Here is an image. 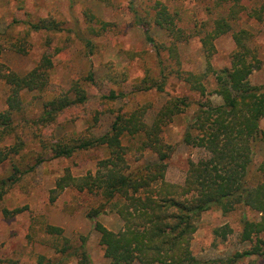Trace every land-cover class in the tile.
Listing matches in <instances>:
<instances>
[{
  "label": "rangeland",
  "instance_id": "1",
  "mask_svg": "<svg viewBox=\"0 0 264 264\" xmlns=\"http://www.w3.org/2000/svg\"><path fill=\"white\" fill-rule=\"evenodd\" d=\"M165 5L175 17L176 28L183 31L170 36L155 23L158 11L156 4ZM0 0V34L3 54L0 59V113L8 109L6 101L10 86L4 76L15 73L29 74L43 59L53 63L48 69L49 79L44 90L21 93L22 112L15 114L14 136H0V152L21 138L24 148L20 154L0 161V179L13 173L20 180L12 185L0 203V264H38L39 258L57 261L54 245L59 240L46 234V227L62 229L63 237L72 245L86 239V248L93 264H109L100 245V236L94 222L88 218L92 210L103 204L101 198L73 188L61 192L55 202L50 201V192L56 182L66 173L74 177L95 173L100 160L107 151L94 148L76 152L70 158H54L51 148L56 142L78 144L91 135L107 132L116 115L147 107V122H151L160 108L173 97H188L192 107L176 117L163 131L166 143L174 147L169 161L167 180L182 184L189 161H198L205 152L183 143V136L191 122L197 103L206 98L193 92L182 79L184 73L203 74L207 70L204 38L219 17L229 19L232 30L215 40L212 64L215 69L231 67L236 51L233 33L242 29L250 31L251 46L262 60V69L251 76V83L264 84V22H257L248 14L257 5L244 0L236 3L227 0ZM161 7V6H160ZM234 10L236 14L234 15ZM232 12V13H231ZM54 22L57 30L34 32L29 23ZM42 24V23H41ZM149 34L156 49L147 40ZM177 48L174 58L173 46ZM160 52V55L156 51ZM93 74L94 82L88 81ZM181 76V77H180ZM165 80L164 91L157 90V83ZM73 84L85 88L89 100L86 104L73 106L61 112L51 123L38 121L45 112V104L54 96L65 95ZM204 84L208 93L215 90V79L209 74ZM155 86V87H152ZM150 88V89H148ZM123 93L116 101L102 99L110 92ZM214 104L222 103L220 97L210 95ZM264 132V119L261 121ZM125 145L131 146L125 142ZM130 158L133 164L154 162L156 156L137 152ZM142 156V157H141ZM0 157H3L0 154ZM136 161L135 160H139ZM256 167L264 162V145L258 150ZM17 208L23 212L14 217H4L2 209ZM243 212L249 219H257L253 212L241 208L230 214L220 209H211L197 222V232L192 241V250L201 262L226 257L244 251L249 245L242 243ZM97 221L111 231L118 232L123 223L110 208L97 217ZM228 225L233 233L225 241L216 238L215 229ZM66 264H77L70 260ZM139 264V263H134ZM242 264H248V261Z\"/></svg>",
  "mask_w": 264,
  "mask_h": 264
},
{
  "label": "trees",
  "instance_id": "2",
  "mask_svg": "<svg viewBox=\"0 0 264 264\" xmlns=\"http://www.w3.org/2000/svg\"><path fill=\"white\" fill-rule=\"evenodd\" d=\"M98 1L109 3L110 0ZM235 1L238 3L240 0ZM244 1L257 5L248 16L257 22H264V0ZM156 9V25L170 36L178 35L176 38L180 40L183 31L176 28L175 17L169 9L159 2ZM233 14H236L235 10ZM229 15L216 19L212 30L202 38L207 71L203 74H182L191 91L206 98L196 104L197 109L183 136L185 145L203 150L205 157L189 161L182 184L167 180L174 147L166 143L163 131L176 117L192 107L188 97L169 98L151 122L145 118L149 109L140 107L118 113L110 129L101 135L93 134L78 144L58 141L51 148L54 158H70L76 152L94 148L107 151V157L99 161L95 173L89 172L81 177L66 173L60 178L50 192V201L55 202L58 195L68 188L101 198L103 204L92 210L88 218L94 222L109 264H242L246 261L248 264H264V162L256 167L255 161L259 148L264 145V132L260 126L264 119V84L256 86L251 83V76L262 69V60L251 46L252 34L242 29L233 33L236 51L232 55L231 67L218 70L213 67L215 40L233 28ZM28 25L34 32L57 30L54 22L41 21ZM146 38L156 49L155 40L149 34ZM2 40L0 34V59L4 49ZM170 50L175 58L176 46ZM156 52L160 55L159 50ZM52 66L50 60L43 59L25 76L10 73L3 77L10 86V95L6 101L8 109L0 113V136L15 135L14 116L23 110L22 91L44 90L49 79L47 71ZM209 74L214 77L216 85L211 93L204 84ZM165 80L157 83L158 91H164ZM88 81L94 82L93 74ZM211 94L220 97L222 103L214 104L207 98ZM123 97V93L112 91L102 99L113 102ZM88 100L87 90L73 84L65 95L54 96L47 101L45 112L38 121L54 122L61 112L86 104ZM14 139L12 146L0 152L3 156L0 161L23 150V140ZM125 142L131 146L125 145ZM135 142L138 144L137 152L140 151L142 156L150 152L156 160L133 164L130 156L135 153ZM17 173L16 170L10 177L0 179V203L8 189L20 180ZM107 208L116 213L123 223L118 232L97 221ZM239 208L258 216L251 220L243 212L239 238L249 248L205 262L196 259L192 241L202 215L211 209H220L227 215ZM1 211L7 218L23 212L19 208L12 211L4 208ZM45 232L63 240V243L52 247L59 256L57 261L41 256L38 264H66L70 260L77 264H93L86 239L79 245H72L69 239L62 236L60 228L48 225ZM232 233L228 225L214 231L216 238L222 241Z\"/></svg>",
  "mask_w": 264,
  "mask_h": 264
}]
</instances>
